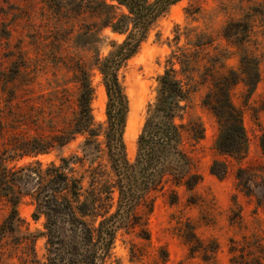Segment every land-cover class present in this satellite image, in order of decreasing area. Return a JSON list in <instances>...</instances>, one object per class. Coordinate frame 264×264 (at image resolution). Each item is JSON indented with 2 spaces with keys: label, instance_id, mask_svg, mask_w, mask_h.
Returning a JSON list of instances; mask_svg holds the SVG:
<instances>
[{
  "label": "rangeland",
  "instance_id": "374dc122",
  "mask_svg": "<svg viewBox=\"0 0 264 264\" xmlns=\"http://www.w3.org/2000/svg\"><path fill=\"white\" fill-rule=\"evenodd\" d=\"M64 6L66 17H59L45 0H0V155L4 158L10 154L4 149L16 138L47 137L67 125L75 108L74 74L82 66L94 88L93 120H106L105 88L91 63L96 54L102 58L112 51L124 35L110 27L100 29L98 20L87 12L76 15ZM187 7L198 12L187 16ZM177 25L181 31H205L212 38L208 54H224L223 65L216 64L212 71L214 77L226 75L231 82L229 99L241 113L246 150L231 156L214 149L218 124L202 104L205 93L214 89L209 77L192 94L189 110L203 126V137L192 150L200 183L193 190L175 188L174 203L168 200L169 191L151 194V209L140 211L148 239L139 236V225L118 229L103 264H264V0H180L157 20L119 70L128 102L122 132L126 157L131 162L135 158L147 105L155 98L157 77L168 67L167 56L176 46H188L184 34L175 43ZM89 27L95 33L93 42H74L75 35L85 34ZM244 53L258 62L259 80L251 92L243 83L247 80L240 64ZM83 139L77 135L61 148L3 163L10 167L38 160L45 165L75 153L86 167L97 153L92 145L83 146ZM213 160L226 164L224 176L210 173ZM16 210L20 227L10 231L4 225L9 205L0 198V264L44 262L45 238L35 240L34 252L23 238L27 232L44 229V216L33 219L29 196L19 201Z\"/></svg>",
  "mask_w": 264,
  "mask_h": 264
},
{
  "label": "trees",
  "instance_id": "16d2710c",
  "mask_svg": "<svg viewBox=\"0 0 264 264\" xmlns=\"http://www.w3.org/2000/svg\"><path fill=\"white\" fill-rule=\"evenodd\" d=\"M45 1L59 17H66V3L71 13L87 12L98 20L100 29L110 27L124 38L106 56L100 58L96 54L91 63L101 74L107 97L104 123L93 120L90 100L94 88L89 71L82 66L74 74L75 108L67 125L47 137L16 138L8 150L4 149L10 153L8 158L0 155V198L9 205L4 225L10 231L19 230L16 206L29 196L34 204L33 219L44 216L42 231L23 235L33 252L35 240L45 238V261L35 260L37 264H103L118 229L139 225V236L148 239L140 211L146 213L151 209V194L169 191L168 200L174 203L178 199L175 188L193 190L200 183L201 174L192 150L203 137V126L189 115V110L192 94L209 77L214 89L205 93L202 104L218 124L214 149L239 156L246 150L247 138L241 113L229 99L230 80L226 75H213L216 64L223 65L224 54H208L206 48L212 44V38L205 31H181L177 25L175 43L184 34L188 46H176L167 56L168 67L157 77V92L147 105L135 158L129 161L122 140L128 102L119 70L136 53L157 20L180 0ZM197 12L185 8L187 16L193 17ZM90 30L89 27L85 34H76L74 42H93L95 33ZM240 64L247 74L243 83L251 92L259 80L258 62L244 53ZM77 135L84 137L83 146L92 145L97 153L86 167L83 157L75 153L60 155L57 162L51 160L45 165L38 160L10 167L3 163L61 148ZM209 171L220 178L226 173V164L213 160ZM113 205L115 210L110 212Z\"/></svg>",
  "mask_w": 264,
  "mask_h": 264
}]
</instances>
